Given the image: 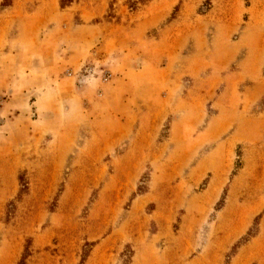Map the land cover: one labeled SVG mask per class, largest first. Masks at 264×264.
Instances as JSON below:
<instances>
[{
  "label": "rangeland",
  "instance_id": "obj_1",
  "mask_svg": "<svg viewBox=\"0 0 264 264\" xmlns=\"http://www.w3.org/2000/svg\"><path fill=\"white\" fill-rule=\"evenodd\" d=\"M61 1L0 0V264H264V0Z\"/></svg>",
  "mask_w": 264,
  "mask_h": 264
},
{
  "label": "trees",
  "instance_id": "obj_2",
  "mask_svg": "<svg viewBox=\"0 0 264 264\" xmlns=\"http://www.w3.org/2000/svg\"><path fill=\"white\" fill-rule=\"evenodd\" d=\"M66 2L67 3H69V4H71V3H73V1L72 0H66ZM67 3H65V1L64 0H62L61 1V6H62V8H65L66 6H68V4Z\"/></svg>",
  "mask_w": 264,
  "mask_h": 264
}]
</instances>
